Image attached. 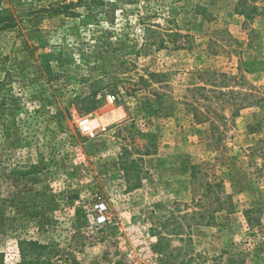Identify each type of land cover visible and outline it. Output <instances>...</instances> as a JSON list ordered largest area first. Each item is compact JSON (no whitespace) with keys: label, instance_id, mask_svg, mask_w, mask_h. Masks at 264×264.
Listing matches in <instances>:
<instances>
[{"label":"rangeland","instance_id":"obj_1","mask_svg":"<svg viewBox=\"0 0 264 264\" xmlns=\"http://www.w3.org/2000/svg\"><path fill=\"white\" fill-rule=\"evenodd\" d=\"M237 2L2 0L6 264H264V2Z\"/></svg>","mask_w":264,"mask_h":264},{"label":"trees","instance_id":"obj_2","mask_svg":"<svg viewBox=\"0 0 264 264\" xmlns=\"http://www.w3.org/2000/svg\"><path fill=\"white\" fill-rule=\"evenodd\" d=\"M1 2L2 0H0V30L10 25L14 20L11 10L3 7ZM259 2H264V0H238L235 10L239 16L244 18L245 22H252L259 15L260 8L257 4ZM111 23H113V21H111ZM51 58L52 57L49 55L43 57L42 65L47 73L50 72L48 63ZM90 111L92 112L94 109H91ZM218 186L219 184H217L216 188ZM217 199L219 210L223 208V203L221 202L220 197L217 196ZM19 244L21 260L16 264H51L50 253L52 252V248L50 245L42 244L33 240H22ZM0 264H6L4 253H0Z\"/></svg>","mask_w":264,"mask_h":264},{"label":"built area","instance_id":"obj_3","mask_svg":"<svg viewBox=\"0 0 264 264\" xmlns=\"http://www.w3.org/2000/svg\"><path fill=\"white\" fill-rule=\"evenodd\" d=\"M111 98V102H114L116 100L115 97H109ZM78 124L80 131H82V134L89 138H94L96 133L94 131L93 125L88 117H78ZM96 212L97 214L92 216V219L94 223L98 226H103L108 224L110 222V217L108 216V210L104 203H98L96 205Z\"/></svg>","mask_w":264,"mask_h":264}]
</instances>
